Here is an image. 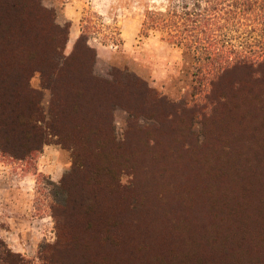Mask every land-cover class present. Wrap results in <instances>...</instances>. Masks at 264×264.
I'll list each match as a JSON object with an SVG mask.
<instances>
[{
	"label": "rangeland",
	"instance_id": "obj_1",
	"mask_svg": "<svg viewBox=\"0 0 264 264\" xmlns=\"http://www.w3.org/2000/svg\"><path fill=\"white\" fill-rule=\"evenodd\" d=\"M41 4L54 10L57 25L68 26L64 57L83 31L88 35L77 49L81 55L95 52L94 80L83 79L92 86L73 112L94 131L74 148L68 135L54 136L40 123L47 142L20 159L3 151L0 138V238L12 251L31 264H89L97 254L123 256L141 248L145 236L153 240L151 248L156 246L159 199L177 196L193 178L203 192L199 195L217 198L208 202L214 206L244 193L238 180L252 167L235 169L228 159L247 149L244 157L251 161L255 147H264L256 142H263L264 123L253 118L264 116V110L252 101L250 70L214 77L207 71L213 62L184 59L183 51L157 32L143 35L146 12L162 10L164 0ZM250 37L248 49L262 54V38ZM261 69L264 73V64ZM29 85L39 93L48 122L51 93L42 88L38 73ZM85 179L92 180L93 189L82 183ZM78 220L87 226L82 229ZM67 222L77 234L75 245L69 244Z\"/></svg>",
	"mask_w": 264,
	"mask_h": 264
},
{
	"label": "trees",
	"instance_id": "obj_2",
	"mask_svg": "<svg viewBox=\"0 0 264 264\" xmlns=\"http://www.w3.org/2000/svg\"><path fill=\"white\" fill-rule=\"evenodd\" d=\"M41 2L0 0V138L5 141L3 151L18 159L40 151L47 142V131L40 123L54 136L68 135L74 148L91 139L94 131L73 111L92 86L87 83L94 80L95 52L87 49L82 55L78 53L77 44L88 39L83 31L74 51L64 57L68 26L57 25L54 10ZM150 32L180 48L184 59L213 62L207 71L214 77L237 68L250 70L252 101L255 108L264 110V52L255 54L248 49L250 34L258 33L264 42V0H164L162 10H149L143 18L142 34ZM258 43L255 40L252 45ZM36 73L42 88L52 95L48 122L40 109L39 93L29 85ZM84 78H91L84 80L87 85ZM69 92L74 95L71 100L64 97ZM253 120L264 123V116ZM261 140H256L257 144L264 143ZM9 144L15 146L9 148ZM246 151L228 159L235 169L252 167L251 173L238 180L240 187H245L243 194L237 192L214 206L208 202L217 198L199 195L203 192L193 178L189 186L183 189L182 185L177 196L174 192L168 200L159 199L154 223L156 246L151 248L153 240L145 236L141 248L129 249L123 256L97 254L89 264H264V147H255L251 161L244 157ZM90 181L82 183L93 189L95 184ZM176 185V189L180 187ZM78 222L82 229L87 226L85 220ZM71 224L67 222L65 227L69 244L75 245L77 234L72 233ZM104 224L101 220V229ZM105 237L111 245L109 236ZM0 264L31 262L0 238Z\"/></svg>",
	"mask_w": 264,
	"mask_h": 264
}]
</instances>
